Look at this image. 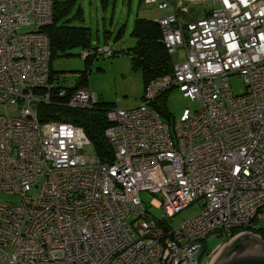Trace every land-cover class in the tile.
Listing matches in <instances>:
<instances>
[{
    "label": "built area",
    "instance_id": "2783aa9c",
    "mask_svg": "<svg viewBox=\"0 0 264 264\" xmlns=\"http://www.w3.org/2000/svg\"><path fill=\"white\" fill-rule=\"evenodd\" d=\"M144 2L171 10L157 20L161 43L170 57L183 49L182 60L148 82L138 106L105 112L111 160L99 163L80 127L42 119V106L98 103L86 87L50 81L40 30L52 0H0V196L18 199L0 201V264H208L211 251L198 260L202 240L215 234L224 245L255 228L264 206V0H211L208 15L185 21L179 1ZM231 76L242 93H232ZM173 89L198 107L165 121L152 103ZM139 192L158 197L149 206L159 218ZM193 203L199 211L173 227Z\"/></svg>",
    "mask_w": 264,
    "mask_h": 264
},
{
    "label": "rangeland",
    "instance_id": "374dc122",
    "mask_svg": "<svg viewBox=\"0 0 264 264\" xmlns=\"http://www.w3.org/2000/svg\"><path fill=\"white\" fill-rule=\"evenodd\" d=\"M165 1L169 5H175L179 1L188 14L194 13V17H204L209 13H203L211 8V0H156V3ZM80 7L82 21H74L75 26H83L89 29L90 46L101 48L104 44L111 50L110 55L98 53L84 63L79 54L81 50L70 51L68 56H57L50 60V81L55 86L73 87L83 71H88L84 86L94 93L102 102L109 104L112 109H131L138 106L143 92V84L139 71L132 67L129 50L135 45V39L130 36L135 17L157 21L171 12L158 10L154 5L143 3V0H75L74 7L68 15L70 18L77 7ZM193 17V16H191ZM118 38L115 39L117 33ZM182 50H177V55L171 57L172 62L182 60ZM86 58V57H85ZM230 89L233 94L244 91L242 81L235 76L229 78ZM164 115L162 119L167 121L177 118L183 109L193 111L198 104L183 98L175 89L168 92L163 100ZM13 114V111H10ZM156 195L139 192L140 201L146 206ZM0 201L17 203L18 199L0 196ZM199 211L198 203H193L174 215L170 224L175 227L192 217ZM150 214L160 217V211L149 206ZM255 226L264 231V206L258 213ZM221 240L215 234L200 242L207 250L211 251V257L222 245Z\"/></svg>",
    "mask_w": 264,
    "mask_h": 264
},
{
    "label": "trees",
    "instance_id": "16d2710c",
    "mask_svg": "<svg viewBox=\"0 0 264 264\" xmlns=\"http://www.w3.org/2000/svg\"><path fill=\"white\" fill-rule=\"evenodd\" d=\"M144 3V0H143ZM75 4V0H52V19L49 25L43 27L40 31L43 33L49 44V65L50 60L57 56H68L69 52L75 49L81 50V53H86L87 56L82 61L88 63V59L94 57L98 52V47H91L89 41V29L83 26H75L72 23L74 21H82V14L80 7L78 6L69 18ZM205 10L203 13H208ZM194 13L182 16V19H194ZM193 16V17H191ZM121 31H119L115 37L118 38ZM130 36L135 39V45L129 50L131 55L132 67L134 70L139 71L143 84V90L148 82L152 79H157L162 76L168 75L172 71V60L167 54L163 44L161 43V32L157 24V21L148 20L144 18L135 17L133 20ZM108 47L107 45H103ZM102 46V47H103ZM109 48V47H108ZM110 49V48H109ZM110 49V55L112 54ZM99 54V53H98ZM101 55V54H99ZM88 71H83L76 80L73 87H62L66 91L70 92L74 89L85 87L86 77ZM49 78H51L49 67ZM167 93L161 94L152 103L154 107L161 115H164L163 100ZM51 105V104H50ZM109 104L102 101L95 104L90 109H69V108H56L49 106H42L41 109L45 111L46 118L52 120H59L70 122L82 129L86 138L88 139L93 153L99 163H107L111 160L110 147L103 137V131L108 126L105 119V112L110 109ZM50 113V114H46ZM41 119V120H42ZM237 231H232L236 233ZM251 233L257 235L261 241L264 242V231L255 226L251 230ZM210 250H207L203 246H200L198 253V260H201Z\"/></svg>",
    "mask_w": 264,
    "mask_h": 264
},
{
    "label": "water",
    "instance_id": "95a60500",
    "mask_svg": "<svg viewBox=\"0 0 264 264\" xmlns=\"http://www.w3.org/2000/svg\"><path fill=\"white\" fill-rule=\"evenodd\" d=\"M208 264H264V242L254 234H240L222 245Z\"/></svg>",
    "mask_w": 264,
    "mask_h": 264
},
{
    "label": "crops",
    "instance_id": "0c3cea01",
    "mask_svg": "<svg viewBox=\"0 0 264 264\" xmlns=\"http://www.w3.org/2000/svg\"><path fill=\"white\" fill-rule=\"evenodd\" d=\"M196 18H199V16L198 17H196ZM99 99V98H98ZM100 101H102V100H100ZM98 102H99V100H98Z\"/></svg>",
    "mask_w": 264,
    "mask_h": 264
}]
</instances>
